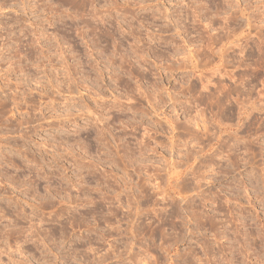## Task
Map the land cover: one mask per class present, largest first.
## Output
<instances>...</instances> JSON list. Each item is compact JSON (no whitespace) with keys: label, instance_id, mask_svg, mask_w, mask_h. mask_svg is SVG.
Masks as SVG:
<instances>
[{"label":"rangeland","instance_id":"rangeland-1","mask_svg":"<svg viewBox=\"0 0 264 264\" xmlns=\"http://www.w3.org/2000/svg\"><path fill=\"white\" fill-rule=\"evenodd\" d=\"M226 7L225 0H0V182L5 185L0 187V212L11 219L18 209L30 213L34 204L46 214L34 226L30 220L17 223L35 228L57 264H96L98 260H102L100 264H119L117 258L106 255L108 250L116 248L118 254L128 244L135 254L145 247V239L155 242L150 251L179 239L170 258L166 260L163 253L164 264L172 258V263L179 260L173 264H188L192 254L203 261L206 257L219 258L221 264H245L251 259L249 251L253 255L264 252V192L260 191L264 184V111L259 110V101L264 100V45L255 39L246 41L238 22L230 18L227 24L232 31L216 32L226 21L211 17ZM205 25L213 30V39L197 53V32ZM245 41L243 64H250V69L243 64L236 67L237 44L243 46ZM180 60L193 69L189 89L201 93L200 107L209 103L207 92H215L221 83L229 87L235 79L248 77L250 91L233 100L229 111L224 109L220 130L214 136L205 135L203 154L177 164L178 153H161L169 164L160 175L149 169L139 177L137 169V176H132L138 141L151 147L165 138L175 140L173 133L178 127L168 115L169 109L157 108L147 93L163 87L171 95L180 78ZM134 92L145 96L138 99ZM123 104L150 106L161 113V135L153 136L151 143L143 129L127 139L109 137L105 117H111L110 124L119 125L126 118L117 112ZM207 119V111L198 112L194 126L203 120L207 128ZM69 125L82 144L95 138L92 154L113 143L115 164L109 166L74 150L67 135ZM189 168L197 171V181L188 178ZM174 171L183 175L174 180ZM122 172L145 188L134 187L127 198L128 181L122 180ZM29 174L33 179L26 181ZM150 177L155 178L149 182ZM65 181L72 184L66 195L68 203L63 199ZM105 183L108 187H101ZM175 187L183 188L182 192ZM15 189L23 190L14 194ZM18 196L29 207L21 208L16 203ZM78 200L89 206L57 223L69 203ZM110 207L113 214L107 216ZM134 208L142 211L137 218L125 216L126 209ZM93 217L91 234L79 231L88 227ZM139 222L158 228L156 237L151 232L145 234V225ZM131 223L144 228L135 226L141 234ZM197 225L202 229H195ZM123 228H135L133 245L129 238L124 239ZM191 230L202 233L196 243L185 237ZM73 231L83 239L69 237ZM62 237L66 240L61 246ZM23 238L16 230L9 231L8 248L0 243V264H10L4 252L17 244L32 264L37 260L47 264L51 256L42 257L36 237L34 242L20 243ZM156 250L154 254L151 251L154 257ZM184 254L190 256L186 259ZM193 259L191 262L203 264Z\"/></svg>","mask_w":264,"mask_h":264},{"label":"clouds","instance_id":"clouds-1","mask_svg":"<svg viewBox=\"0 0 264 264\" xmlns=\"http://www.w3.org/2000/svg\"><path fill=\"white\" fill-rule=\"evenodd\" d=\"M227 7L221 12H214L212 19H215L217 16H220L222 19H225L226 23L221 25L220 28L215 29L216 32H220L221 29H225L229 32L232 29L227 24V19H232L238 22L240 28L243 30V34L247 40L255 39L261 45H264V0H225ZM205 28H208L205 31ZM179 35V33H175ZM197 42L194 45L197 53H199L201 47H207L213 39V30L208 26L202 27L197 32ZM246 41L243 46L239 43L237 47L239 48L238 57L236 61V67L239 68L244 61V52L246 50ZM174 59L179 60V57H174ZM182 65L180 71V78L176 81V86L171 95H169L166 88H153L150 89L147 93L148 96L152 97V104L156 105L159 109L168 108V115L171 117L172 121H175L178 127V131L173 133L175 135V140L165 138L161 143H152L151 147L144 144L143 141H138L139 151L134 158L135 166L130 169L132 176H137V169L139 170V177H144L147 170L160 175L169 164V161L165 160L161 153H166L169 156L173 152L178 153L177 164H183L187 159L193 155L203 154V149L201 144H206L205 135L214 136L216 132L220 130V117L223 114L224 109L233 102V100H239L242 93L249 92L250 89L246 87L248 77H243L241 79H236L233 81L231 87L228 88H218L216 92L210 94L209 103L205 104L203 107L197 103L201 93L193 94L189 89V83L194 76L193 69L184 65L182 60L179 61ZM245 68L250 67V65L243 64ZM217 73H213L216 75ZM230 75V73H225ZM170 78H172V73H169ZM204 91H207L205 89ZM223 93V96L220 94ZM233 93H236L233 96ZM139 99L144 97L145 93H133ZM260 111H264V100L259 101ZM214 106V108H213ZM254 110V109H253ZM207 111V129L204 128L205 122L201 120L198 126H194V117L198 112ZM118 113H123L125 115V120H123L119 125L110 124L109 120L111 117H105V124L107 135L112 137L113 135L122 136L123 139H127L128 135L132 132H138L140 129L144 130L145 136L148 137L149 142H152L153 136L161 135V128L163 124V117L161 113L154 111L150 106L139 107L132 104H123L121 107L117 108ZM160 117V118H157ZM183 117V119H181ZM171 123V121H169ZM196 127L200 128V131L196 130ZM68 138L72 141V147L74 150L81 153V155H89L90 159H98L100 162L112 166L115 164V154L112 152L113 143H106L103 147L102 152L93 153V145L95 143V138L87 144H82L78 135L73 131V126L69 125L67 130ZM167 133H165V136ZM117 167H119L117 165ZM122 171V170H121ZM191 172V168L187 170ZM122 180L128 181L126 186V193L131 196L132 190L137 186V182L131 181V178L128 177L127 173L122 172ZM155 177H150L151 179ZM33 179L32 175L29 174L28 177H25L26 181ZM239 181H237L238 183ZM77 187L82 186L79 179L76 181ZM4 183L0 182V187H4ZM10 187V185H9ZM66 193H65V202L67 191H71L72 184L71 182L65 181ZM101 187L107 188L108 185L105 183ZM23 189H15L16 191H22ZM95 191V189H93ZM242 190V189H241ZM261 192H264V184L261 185ZM121 194H125L122 192ZM53 200L56 199L55 196L52 197ZM20 207H29L25 205L23 201H17ZM89 205L77 201L76 204H70L67 209L66 214H62L58 220L59 223L61 220H67L73 212H78L82 208H86ZM119 204H114V207H119ZM32 208L30 213H23L18 209L16 216L13 218H8L0 212V243L4 245V248H8L7 237L10 230H16L19 236H23V240L20 243H30L34 242L33 237H36L35 242L41 244V253L42 257L51 256L47 245H43L39 240V233L35 231L33 227L36 224V221L46 214L40 212V210L33 204L30 206ZM113 214L112 207L109 208L108 212L105 213L107 216ZM17 220L32 221L33 226L24 228L22 225L17 223ZM95 229V218H92L88 227L80 229L82 233L91 234V230ZM122 235L128 236L129 240L134 239L128 233H122ZM202 233L192 232L190 235L188 232L185 233V237L190 239L191 243H196V238H198ZM69 237H73L75 240L83 239V236L75 235V231L68 233ZM66 237L61 238V246L65 242ZM145 247L140 248L138 252L132 254L129 251V245L125 244L124 248L120 250L117 254L119 264H144L145 259L149 264H156L155 257L148 250L149 247L154 245V242L149 240H144ZM91 251V249H89ZM5 255H9L10 264H32V262L27 260V257L23 252L20 251V244H17L11 251H5ZM102 255V254H101ZM251 256L250 260H247L245 264H264V252L257 253L253 255L249 251ZM12 256H16L13 260ZM35 264H41V260H37ZM47 264H57V258L51 256L47 261ZM111 264V262H109ZM204 264H221L219 258H213L211 260L205 259Z\"/></svg>","mask_w":264,"mask_h":264},{"label":"bare ground","instance_id":"bare-ground-1","mask_svg":"<svg viewBox=\"0 0 264 264\" xmlns=\"http://www.w3.org/2000/svg\"><path fill=\"white\" fill-rule=\"evenodd\" d=\"M81 5H82V4H81ZM84 6H85V5H84ZM81 7H82V6H81ZM195 50H196V49H195ZM204 50H205V49H204ZM201 51H202V49H201ZM200 53H201V52H200ZM201 54H202V53H201ZM203 54H204V53H203ZM222 55H223V54H222ZM224 56H225V55H224ZM231 56H232V55H231ZM195 59H196V58H195ZM222 59H223V58H222ZM247 59H248V58H247ZM222 61H223V60H222ZM196 62H197V60H196ZM245 62H246V61H245ZM225 63H226V62H225ZM243 63H244V62H243ZM249 65H250V64H249ZM165 67H166V66H165ZM248 68H249V67H248ZM249 69H250V68H249ZM249 69H247V70H249ZM252 70H253V69H252ZM253 71H254V70H253ZM170 72H171V71H170ZM230 72H231V71H230ZM241 72H243V71H241ZM244 73H245V72H244ZM246 73H247V72H246ZM241 74H242V73H241ZM247 74H248V73H247ZM233 75H234V73H233ZM251 77H252V76H251ZM235 78H236V77H235ZM242 78H243V77H242ZM239 79H241V78H239ZM235 80H236V79H235ZM208 81H209V80H207V82H208ZM232 81H233V80H232ZM252 82H253V81H252ZM203 84H204V83H203ZM218 84H219V82H218ZM252 84H253V83H252ZM228 85H230L229 87H231V83L228 84ZM189 86H190V85H189ZM203 86L205 87V84H204ZM218 86H219V88H228V87H225L226 85H224V84H222V83L219 84ZM218 86H217V87H218ZM246 86H247V83H246ZM215 87H216V86H215ZM215 87H213V88H215ZM217 87H216V89H218ZM202 88H203V87H202ZM191 89H192V88H191ZM191 89H190V90H191ZM204 89H205V88H204ZM208 89H209V88H208ZM216 89H215V90H216ZM209 90H210V89H209ZM199 91H200V90H199ZM19 92H20V90H18L17 92H15V94H13V100H14V101L17 99V96H18L17 94H18ZM200 92H201V91H200ZM215 92H216V91H215ZM207 93L209 94V95H207V97L210 96V93H209V92H207ZM211 93H212V92H211ZM245 93H246V92H245ZM233 94H234V93H233ZM16 95H17V96H16ZM202 95H203V94H202ZM220 95L223 96V93H221ZM203 96H204V95H203ZM205 96H206V95H205ZM204 99H205V98H204ZM205 100H206V99H205ZM208 100H209V99H208ZM14 101H13V102H14ZM231 105H232V103L229 104V105L226 107V110L229 111V110L232 108ZM17 107H18V106H17ZM226 110H225V111H226ZM26 122H28V121H26ZM19 123L21 124V122H19ZM196 125L198 126L199 124H196ZM204 128L207 129V128H206V125H204ZM199 130H200V129H198L197 131H199ZM228 158H229V157H228ZM181 173H182V171H180V172H178V171L175 172V171H174V174H172V175H173V176H172V179H174V180L179 179V178H180V175H183V174H181ZM189 174H190V177H188V178H189L190 180H192V181H193V180L197 181V178H198L197 171H194V169H193ZM128 176H129V175H128ZM148 176H149V175H148ZM185 180H186V179H185ZM148 181H149V180H148ZM7 182H8V181H7ZM139 182H140V181H139ZM141 183H142V182H141ZM196 183H197V182H196ZM145 184H146V183H145ZM159 184H160V183H159ZM181 184H182V183H181ZM146 185H148V184H146ZM176 185H177V184H176ZM185 185H186V184H185ZM197 185L199 186V184H197ZM139 186L145 188L143 184H142V185H139V184H138L137 187H139ZM168 186H169V185H168ZM174 186H175V185H174ZM177 186H178V185H177ZM177 186H176V187H177ZM176 187H175V189L178 190L179 188H176ZM178 187H179V186H178ZM182 187H183V186H182ZM182 187H181V188H182ZM147 188H148V186H147ZM138 189H139V188H138ZM166 189H167V188H166ZM182 189H183V188H182ZM182 189H179V190L181 191ZM195 189H196V188H195ZM141 190H142V188H141ZM153 190H154V189H153ZM177 190H174V191L176 192ZM190 190H191V189H190ZM146 191H148V190H146ZM122 192H123V190H122ZM178 192H179V191H178ZM181 192H182V191H181ZM150 193H151V192H150ZM155 193H156V192H155ZM158 194H159V193H158ZM161 194H162V193H161ZM125 195H126V194H125ZM154 195H155V194H154ZM128 196H129V195H127V198H128ZM146 196H147V194H146ZM149 196H150V195H149ZM149 196H148V197H149ZM151 196H152V195H151ZM18 197H19V196H18ZM148 197H147V198H148ZM164 197H165V196H164ZM21 198H22V197L17 198V201H20ZM182 198H183V197H182ZM128 200H129V199H128ZM149 200H150V199H149ZM17 201H16V203H17ZM156 201H157V200H156ZM129 202H130V201H129ZM126 203H127V202H126ZM17 204H18V203H17ZM130 204H131V203H130ZM135 207H136V206H135ZM130 208H131V207H130ZM153 208H154V207H153ZM163 208H164V207H163ZM161 209H162V208H161ZM158 210H159V209H158ZM158 210L155 209L156 212H157ZM126 211H127V212H124V214L126 213L125 216H127V217L140 215V214L142 213L141 210L139 211L138 209H135V208H134V211H132L131 209H128V210L126 209ZM172 211H173V210H172ZM25 212H26V211H25ZM25 212H24V213H25ZM146 212H148V211H146ZM163 212H164V211H163ZM165 212H167V211H165ZM150 213H151V212H150ZM164 214H165V213H164ZM169 214H170V213H169ZM156 215H157V214H156ZM173 215H174V214H173ZM200 215H201V214H200ZM123 216H124V215H123ZM146 216H147V215H146ZM158 216H160V214H159ZM189 216H190V215H189ZM193 216H195V215H193ZM120 217H121V216H120ZM140 217H141V216H139V218H140ZM144 217H145V215H144ZM144 217H143V218H144ZM163 217H164V216H163ZM202 217H204V216H202ZM133 218H134V217H133ZM135 218H137V216H136ZM143 218H142L143 221L146 220V217H145L144 219H143ZM191 218H192V217H191ZM140 219H141V218H140ZM149 219H150V218H149ZM126 220H127V219H126ZM129 220H132V218H130ZM129 220L127 221L128 223H129ZM167 220H168V219H167ZM167 220H166V221H167ZM24 221H25V220H24ZM133 221H134V220H133ZM138 221H139V220H137V222H138ZM184 221H185V220H184ZM130 222H132V221H130ZM137 222H136V223H137ZM140 222H141V221H140ZM140 222H139V224H140ZM133 223H134V222H133ZM144 223H145V222H144ZM144 223H143V224L141 223L140 226H141V225L144 226V225H145ZM152 223H153V222H152ZM152 223H151V224H152ZM131 224H132V223H131ZM134 224H135V223H134ZM153 224H154V223H153ZM159 224H160V223H159ZM166 224H167V223H166ZM186 224H187V223H186ZM132 225H133V224H132ZM148 225H149V223L147 224V226L145 225L144 227L146 228V230H147V227H148V230H150V231H148V230H147V231L144 230V231H145V234H146V232L149 233V234H150V232H151V235L155 236V234H157V230H158V228H155V227L153 228L154 225H153L152 228H151V227H150L151 225H150V226H148ZM203 225H204V224H203ZM130 226H131V225H130ZM133 226H134V225H133ZM135 226L139 227L138 224L135 225ZM135 226H134V227H135ZM174 226H175V225H173V227H174ZM206 226H207V225H206ZM206 226H205V228H208V227H206ZM127 227H128V226H127ZM187 227H188V226H187ZM194 227H195V226H194ZM201 227H203V226H201ZM201 227H200L199 225H197V226L195 227V229H199V228H201ZM130 228H131V227H130ZM135 228H136V227H135ZM135 228H134L133 230H131V229H128V230L126 229V230H125V228H123L124 230H123V229H122V230L125 231L126 233L130 234L132 237L137 238V233H136V231L139 232V231L143 230L144 228L142 229V227H139V229H141V230H138V229L136 228V229H137L136 231H135ZM176 228H177V227H176ZM192 228H193V227H192ZM115 229H116V228H115ZM178 229H180V228H178ZM186 229H187V228H186ZM201 229H202V228H201ZM120 230H121V229H119V231H120ZM174 230H175V229H174ZM193 230H194V228H193ZM193 230H191V232H192ZM119 231H118V233H120ZM144 231H143V232H144ZM125 232H124V233H125ZM161 232H162V231H161ZM179 232H180V231H179ZM115 233H116V232H115ZM139 233H140V232H139ZM140 234H141V233H140ZM149 234H148V236H149ZM162 234H163V233H162ZM190 234H191V233H190ZM151 235L149 236V238H152V240H154L153 236H151ZM176 235H177V234H176ZM181 235H182V234H181ZM250 235L252 236L251 233H250ZM138 236H139V234H138ZM144 236H145V235H144ZM148 236H146V237H148ZM159 236H160V235H159ZM163 236H164V234H163ZM166 236H167V235H166ZM248 236H249V234H248ZM155 237H156V236H155ZM160 237H161V236H160ZM172 237H173V236H172ZM177 237H179V236H177ZM127 238H128V237L126 236V238H124V239H127ZM149 238H148V239H149ZM164 238H165V237H164ZM141 239H142V238H141ZM182 239H183V238H182ZM182 239H180V241H181ZM133 240H134V239H131V240L129 241V243H130L131 245L134 244V243H133V242H134ZM145 240H147V239H145ZM166 240H167V238H166ZM150 241H151V240H150ZM177 241H179V239H178V240L175 239V241H173L172 244H170V245L164 244V245H166V246H164V247H163V246H162V247H159V250H156V249H158V248L155 249V250L157 251V252H156L157 254L155 253V254H156V255H155V256H156V257H155V259H156V264H164V263L161 261V258L163 257V253H164V252L167 254L166 256H164L165 259L167 260L168 258H170L168 255H169L170 251H172L173 249H175L176 246H174V245L176 244ZM151 242H152V241H151ZM153 242H154V241H153ZM127 243H128V240H127ZM132 243H133V244H132ZM154 243H155V242H154ZM169 243H170V242H169ZM159 245L161 246V244H159ZM162 245H163V244H162ZM153 246H154V245H153ZM113 247H114V246H113ZM154 247H155V246H154ZM156 247H157V246H156ZM130 248H131V246H130ZM150 248H151V247H149V249H150ZM206 248H207V247H206ZM97 249H98V248H97ZM153 249H154V248H153ZM115 250H116V248H111V250H108V252L106 253V255L109 256V258H111V259H113V258H117V253L115 252ZM155 250H154V251H155ZM219 250H220V249H219ZM97 251H98V250H97ZM149 251H150V250H149ZM151 251H152V250H151ZM151 251H150V252H151ZM154 251H152V254H154V253H153ZM209 251H210V250H209ZM119 252H120V251H119ZM189 252H191V251H189ZM220 252H222V251H220ZM223 252H224V251H223ZM186 253H187V252H186ZM191 253H192V252H191ZM203 253H204V252H203ZM132 254H133V252H132ZM208 254H209V253H208ZM208 254H207V255H208ZM184 255H185V254H184ZM192 255H193V254H192ZM192 255H191V256H190V254L187 255V256H190V258L188 257V259H187V256L185 255V256H186V259H187L186 261L188 262V264H192V263L194 264V263H195V262H191L193 258H194L195 260H198V262H199L200 260L203 261L202 259H200V258H201L200 256H199V257H198V256L196 257L195 255H193V256H192ZM197 255H199V254H197ZM102 257H103V256H99V257L97 256V259H101ZM191 257H193V258H191ZM184 258H185V257H184ZM117 259H118V258H117ZM174 259H175V258H174ZM189 259H190V260H189ZM194 259H193V261H195ZM205 259H206V257H205ZM205 259H204V261H205ZM208 259H209V258H208ZM172 260H173V258H172ZM172 260L168 261V264H173L174 262L177 263V262L179 261V260H178V261H173V263H172ZM181 260H182V259H181ZM101 261H102V260H98V262H96V264H98V263L100 264ZM184 261H185V259H184ZM204 261H203V264H204ZM181 262H182V261H181ZM181 262H180V264H181ZM178 263H179V262H178ZM196 263H197V262H196ZM196 263H195V264H196ZM144 264H149V262H148V261H147V262H144ZM182 264H183V263H182ZM185 264H187V263H185Z\"/></svg>","mask_w":264,"mask_h":264}]
</instances>
